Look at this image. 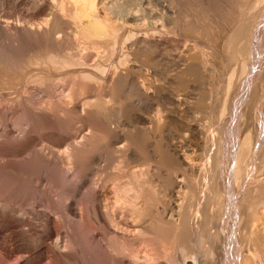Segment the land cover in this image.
Masks as SVG:
<instances>
[{"label":"bare ground","instance_id":"obj_1","mask_svg":"<svg viewBox=\"0 0 264 264\" xmlns=\"http://www.w3.org/2000/svg\"><path fill=\"white\" fill-rule=\"evenodd\" d=\"M162 1L32 0L24 26L3 22L22 62L0 70V116H26V161L79 181L68 217L111 264H264V0H207L219 30L181 51L190 20ZM24 37L44 49L24 58Z\"/></svg>","mask_w":264,"mask_h":264},{"label":"rangeland","instance_id":"obj_2","mask_svg":"<svg viewBox=\"0 0 264 264\" xmlns=\"http://www.w3.org/2000/svg\"><path fill=\"white\" fill-rule=\"evenodd\" d=\"M9 1L0 0V70L8 68L14 63L22 62L21 59L17 57L18 54L1 53L4 48L6 49L8 44L10 46L11 43L7 37H5L7 35L5 31H3L4 20L12 24L20 23L24 26L26 24L24 22L25 19H31V14H33L35 10L32 5V0ZM180 1L181 16L187 17L190 20V25L183 26L184 28L181 30L183 35L182 38L185 39L179 46V50L181 51L192 38H198L196 40L205 43L204 34L216 31V29L219 30L220 26L217 25L216 19L211 12L213 10L211 8L212 6H210L207 0H205L207 3L204 0ZM162 2L168 6L169 0H163ZM220 15L222 17V22H225L226 17L228 18V16L225 17L226 11L222 9ZM200 29L201 31H199ZM197 30L200 33H196L198 32ZM213 36H215V34ZM213 36L211 35V37ZM201 37L202 41L199 40ZM24 39V41L20 39L19 46L21 45L23 49L25 47H31L30 52L29 49L27 50L25 48L27 53L24 58H27L29 54H37L40 52L41 48V51L44 49V46L40 47V49L36 47L40 43L37 45L36 42L35 44V40L32 41L33 37H24ZM211 39L213 41L215 38L213 37ZM212 41L211 43H213ZM217 41L218 40H215V45L212 44L216 48V66L219 65V56L222 50L219 47L221 44L223 45V42L219 44V41ZM33 43L35 47H33ZM42 44L43 43H41V45ZM35 48L38 52L34 53ZM16 71L18 70L16 69ZM28 84H30V82H28ZM41 97L42 96L36 92H30L26 100L29 103H35ZM14 99L19 102L20 98L14 97ZM16 100H14L15 103ZM151 107L152 106L148 107L149 109L147 108L149 110L148 113L147 109V111L140 112V114L144 112L142 115L146 113L145 116L147 120L145 121V127H141L142 124L137 125V122L133 120L132 123L130 122L131 125L127 120H125L126 122L124 121L125 118L122 119L125 125H121L122 120L120 122L118 121L117 124L119 125V123H121L120 128H125L126 126V130H133L135 126L138 127L139 125L138 128L147 127L146 130H150L148 129L150 128L149 125H151V119L150 121L148 119L149 113L151 117H154L152 115H154L158 109L156 105L154 106L155 110L153 109L154 107H152V109ZM17 115H15L11 121L7 119V117H4V115L0 116V264H109V261L111 264L109 255L106 253L107 251L104 250L106 244V242H104L106 241L104 234L102 233V235L98 228V230L96 228L94 229L95 226H79L78 223L76 224L75 220L73 221L68 217L69 215L66 207L68 203L72 199L75 200V202L77 201L76 203H79L80 200L77 199V197L80 198L82 191V189L78 187L79 181L71 177H64L58 170L51 166H45L37 159V161L31 163L25 160V156L29 152L27 151L28 148L25 147V142L21 141L19 137V130L20 127L27 122V118L24 115ZM78 128L82 130L80 125L74 122L66 123L64 126L65 130L71 132V136L72 134L74 136V131L78 130ZM42 132L43 131L40 130L38 135L42 134ZM37 137L39 138L41 136ZM37 145L36 149H39L41 147V141H38ZM4 165L9 171L6 172L2 167ZM123 183V180L117 179V185L122 186ZM46 214H49L54 220H57L55 227L48 226L45 222ZM54 231L61 232L59 237L55 235ZM97 234H100V236ZM101 236L105 237V239ZM56 238L57 245L55 243ZM137 250L139 252L144 251L143 246L139 247ZM142 254L143 253H140L138 255L142 256ZM120 258L116 256L114 264H123ZM140 261L139 263L141 264L145 263L144 260L140 259Z\"/></svg>","mask_w":264,"mask_h":264}]
</instances>
